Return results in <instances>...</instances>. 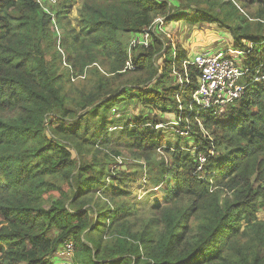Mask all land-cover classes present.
I'll use <instances>...</instances> for the list:
<instances>
[{
	"label": "trees",
	"instance_id": "obj_1",
	"mask_svg": "<svg viewBox=\"0 0 264 264\" xmlns=\"http://www.w3.org/2000/svg\"><path fill=\"white\" fill-rule=\"evenodd\" d=\"M65 1L56 20L67 17L73 0ZM43 5L0 0V264H59L66 243L70 264H264V79L253 82L264 74V0H82L78 29L67 20L59 37ZM157 17L165 33L147 45L120 40ZM181 18L226 31L220 49L239 51L236 64L250 69L241 98L222 112L192 104L194 65L185 88L173 73L184 78L193 53L168 29ZM125 98L146 114L123 125L102 117L82 138L85 114ZM166 113L192 151L159 133ZM108 124L129 155L167 156L154 177L165 203L158 213L137 218L126 191L101 190L106 160L120 157Z\"/></svg>",
	"mask_w": 264,
	"mask_h": 264
},
{
	"label": "rangeland",
	"instance_id": "obj_2",
	"mask_svg": "<svg viewBox=\"0 0 264 264\" xmlns=\"http://www.w3.org/2000/svg\"><path fill=\"white\" fill-rule=\"evenodd\" d=\"M73 1H75V5L73 9H71V15L69 16V14H67L65 19L58 18L57 25L63 26L67 20H70L72 23L73 20L75 21L74 17L76 16V13L78 14V8L75 11V6L77 3L80 4L81 0ZM235 2L236 6L239 7L240 12L244 14L245 10L242 8L243 1ZM66 4L67 2L65 0H57L56 2V5L61 8ZM45 5L53 13L57 11V6L55 4L52 5L45 2ZM168 29L174 37H178L179 43H182V49L187 51V55H189L190 52L213 51L215 49H219L220 47H224V45L227 44V39L229 38L226 31L219 29L215 25L207 26L203 22L193 24L185 21L184 18L170 21ZM131 38V35L124 34L120 40L124 45H127ZM173 80L174 79H170V81ZM240 80L241 79H239L238 82ZM170 81L164 84L162 83V86H167ZM151 86L159 88V86L156 85V82H153ZM66 90L68 92L71 90L69 84L67 83ZM114 107L115 110L110 108L112 113H115V116L112 118H110L109 115L111 113L110 109L106 113H103V111L100 110L99 115L94 117L90 116V113L85 114L83 116V125H86L88 130L85 129L82 132V138L87 139L90 137L97 125L101 122L100 120L102 117L112 119L110 120L112 124L118 123V125H123L125 121L134 118L136 119L146 114V109L142 108V105L134 99L129 100L125 98L118 101ZM155 112V110L150 111V113H148L149 117H152ZM162 116L166 119V123L160 126L162 129L159 130L162 132L159 133H163L166 143H169L172 146L183 147L185 152L192 151L191 148L188 147L192 146L193 142L191 140L181 139V137L177 135V132H175L176 128H174V126H177V124L174 121L175 118L173 113L162 114ZM112 124H108L107 130L109 136H111V146L120 152V157L116 159L117 163H115L112 158V160H106V177L104 180L106 187L101 185V190L105 191L110 184H113L120 187L123 191H126L128 194L126 196H122L121 199H124L126 203H128L132 209L135 210V216L137 218H143L147 214L150 215L152 211H156L158 213L165 203H163V190L161 187H156L157 184L155 183L154 177L158 176V165L160 159H162L161 157L164 158L163 164H165L167 156L162 149H158L156 153H151L147 158L148 160L129 155L125 149L127 147L125 140L119 139L120 134L119 132H116L114 126H111ZM165 145L166 144L163 146ZM154 199H157L159 204L157 207L153 208L152 205L154 203ZM257 215L259 219L264 220V213L261 210H259ZM259 252L262 254L263 250L260 249ZM72 263L73 261H71V264Z\"/></svg>",
	"mask_w": 264,
	"mask_h": 264
},
{
	"label": "built area",
	"instance_id": "obj_3",
	"mask_svg": "<svg viewBox=\"0 0 264 264\" xmlns=\"http://www.w3.org/2000/svg\"><path fill=\"white\" fill-rule=\"evenodd\" d=\"M43 1L52 5H56L57 2V0ZM43 7L44 11L51 18L52 28L59 37V26L57 25L55 13L45 5H43ZM157 31L165 33L162 17L155 18L151 26L144 29L137 37L131 38L128 48L136 44L147 45L150 40V34ZM239 54V51L231 48L193 52L183 61L184 78H182L176 70H173V73L177 75L179 85L181 88H185L189 84L187 77L188 66L194 65L196 69H198L199 75L197 76V84L191 90V102L199 110L222 112V109L227 104L241 98L243 89L246 86V84L243 85L241 81L245 79L250 69L247 66H238L236 64V58ZM129 64L130 63L127 62V65ZM239 79L241 80L238 82ZM263 79L264 74L259 75L258 72H256L253 82ZM161 125L162 124H159L158 126ZM175 132L180 135H185L187 133L179 129H175ZM72 248L70 243H66L65 247L58 251V256L62 259L59 264H70L69 257Z\"/></svg>",
	"mask_w": 264,
	"mask_h": 264
},
{
	"label": "crops",
	"instance_id": "obj_4",
	"mask_svg": "<svg viewBox=\"0 0 264 264\" xmlns=\"http://www.w3.org/2000/svg\"><path fill=\"white\" fill-rule=\"evenodd\" d=\"M81 2H82V0H81ZM81 2H80V4H76V6H75V11H76V9L78 8V10H80V5H81ZM75 3V1H71L70 3H69V5H70V9H69V12L67 13V14H69V16L71 15V12H72V10L71 9H73V7H74V4ZM72 6V7H71ZM79 6V7H78ZM78 17H79V11H78V14L76 13V16L74 17L75 18V21L73 20V23L69 20V22H70V24L74 27V28H76V29H78V27H79V21H78Z\"/></svg>",
	"mask_w": 264,
	"mask_h": 264
}]
</instances>
